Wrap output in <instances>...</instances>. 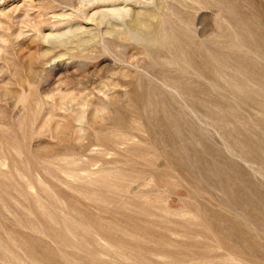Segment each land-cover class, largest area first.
<instances>
[{
  "label": "rangeland",
  "instance_id": "rangeland-1",
  "mask_svg": "<svg viewBox=\"0 0 264 264\" xmlns=\"http://www.w3.org/2000/svg\"><path fill=\"white\" fill-rule=\"evenodd\" d=\"M0 264H264V0H0Z\"/></svg>",
  "mask_w": 264,
  "mask_h": 264
},
{
  "label": "bare ground",
  "instance_id": "bare-ground-1",
  "mask_svg": "<svg viewBox=\"0 0 264 264\" xmlns=\"http://www.w3.org/2000/svg\"><path fill=\"white\" fill-rule=\"evenodd\" d=\"M111 11V10H110ZM112 13L117 14L118 16H120L121 18H126V16L128 15V11L123 9V8H114L111 11Z\"/></svg>",
  "mask_w": 264,
  "mask_h": 264
}]
</instances>
